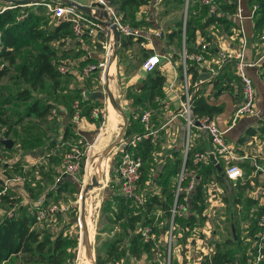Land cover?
I'll return each mask as SVG.
<instances>
[{
    "label": "trees",
    "instance_id": "trees-1",
    "mask_svg": "<svg viewBox=\"0 0 264 264\" xmlns=\"http://www.w3.org/2000/svg\"><path fill=\"white\" fill-rule=\"evenodd\" d=\"M123 21L131 25L147 26L149 25L145 14H137L140 5L152 4L155 0H110ZM64 2V1H62ZM158 4L162 5V9L158 12L159 15L167 13L169 10L178 11L163 28V38L165 43L172 44V57H179V48L181 45V0H157ZM217 10L215 13H208L206 6L199 3L198 0H190L187 7L185 26H184V45L187 51L191 50L193 43L196 40V31L199 35L208 39L210 34L207 30L208 26H213L228 34H237L235 32L236 24L231 19V13L234 10V2L232 0H216ZM248 4L255 5L252 11L253 29L256 31L255 36L258 37L259 30L264 27V0H247ZM20 11L25 12L23 17L16 20L15 15ZM220 31V30H219ZM85 38V34H81ZM79 37L72 32L71 23L62 18H54L45 12L44 7L39 4H29L25 6L15 5L12 8L3 9L0 11V61L6 59L9 63L15 62L16 57L20 59L16 63V70L13 78H16L17 87L14 90L7 89L4 92L5 86H0V126L6 125L4 134H8L11 127L19 123L26 116H33L38 119H43L51 109V103L39 99L37 96L33 97L32 90L50 88V92L54 93L60 85V77L62 75L70 74L66 71L61 73L57 69L59 63L72 62L65 61L63 58H68L72 48L61 47L58 48L52 41H55L58 46H63L64 39ZM143 37L132 39L130 36L119 35L117 57L118 54L132 41H140ZM20 47H24L23 52L19 51ZM177 48V49H176ZM18 52V53H17ZM82 50L77 49L72 51V56H77ZM17 53V55H16ZM61 56L59 59V55ZM95 62L93 57H83L78 61L77 66L80 68L87 62ZM155 67V66H154ZM154 67L145 72L144 77L140 81L138 94L127 91L125 97L131 99L132 104L141 103L147 100L151 105H154L155 97H162V84L164 80L163 74L159 70H154ZM96 69V74L99 69ZM94 69V70H95ZM178 77H181V66L178 63ZM200 68L199 64L194 60H186V72L189 74L190 80H195ZM93 71V70H92ZM10 73V68L2 64L0 66V79ZM213 84L219 82L218 77L212 80ZM23 83V84H22ZM219 85V84H218ZM70 100V113L72 115L74 107L72 103L77 99L79 106V114L88 116L89 110L92 107L86 106L82 108L86 97H82L79 87H74L68 94ZM20 101L23 103V110L18 109L7 110L8 104ZM100 103V102H98ZM143 108L135 106L133 114L127 118L126 125L122 136H130L132 134L143 132V122L139 120V115ZM219 110V106L209 103L206 97L199 92L195 98L193 111L198 113H206L212 115ZM100 112V109H99ZM137 114V115H136ZM100 115L95 118L98 123ZM258 130L263 135L264 141V122L258 127L247 128V134H253ZM75 136L72 130L66 131L62 138H66L67 134ZM60 139V138H59ZM57 143L53 138L50 145ZM58 144V143H57ZM48 148V147H47ZM69 148V147H68ZM65 148L66 150L68 149ZM125 150H130L135 154H139L142 162L147 158L150 150V140L144 137L139 140L135 146L129 147L124 144L114 150L113 169L109 172L108 190L102 199L103 204L99 216H102L105 221L114 224L115 221L121 223L119 234H111L102 238L100 245L96 247L94 264H118L119 259L133 258L134 261L143 260V264H158L157 261H152L156 258L158 251V242L155 239L154 232L164 228L169 229L171 225L172 234L174 229L181 231L180 240L187 243V234L197 224L198 215L201 213L206 203V177L203 176L200 180H196L193 187L189 191V195L184 202L185 209L180 213H171V205L175 193V182L171 181L170 175H176L180 165V157L172 162L171 167L166 164L162 172L158 173L156 178L159 184L158 192H151L144 195L142 204H136L132 199L125 197L118 190L119 175L117 172V165ZM63 154V153H62ZM191 151L189 150L185 156L184 167L193 168L191 162ZM46 160L61 166L59 159L54 156H49ZM81 166V165H80ZM199 167V166H198ZM51 172L44 170L42 173L49 176L50 173L56 175L53 179V186L44 191L42 197L36 200L40 204H45L53 198L54 195L62 193L66 189V182L62 177L65 175L60 170L50 168ZM19 173V172H18ZM140 176L138 179L142 180L144 173V163L140 166ZM63 174V175H62ZM42 175L41 176H45ZM11 176L6 175L4 177ZM190 177V172H185L182 175L180 184H186ZM195 177V176H194ZM197 178V177H196ZM216 178L221 179V171L216 170ZM63 180V181H62ZM3 178L0 176V189L3 187ZM25 181V180H24ZM183 192H178L176 200L180 201ZM31 196V194H30ZM164 196V198H162ZM18 198L10 196L8 192L0 193V203L10 202L12 205ZM153 206L159 209L161 215L158 220L163 217V220L168 219V222L161 221L158 223L154 221V214L151 213ZM262 207L260 206L259 212ZM34 208L28 209L24 205H18L17 208H12L11 214L4 213L0 216V264H16L14 259H19L21 264H74V248L78 238L75 234H69L63 230H52L50 224H45L42 227L35 226ZM258 212V213H259ZM159 214V213H158ZM156 215V214H155ZM158 216V215H157ZM159 224V226L157 225ZM256 224V220H255ZM157 225V226H156ZM143 226H148L149 237L144 239L141 229ZM256 226V225H255ZM257 230V226H256ZM97 235V234H96ZM95 235V236H96ZM180 235V234H179ZM100 240V239H99ZM97 239V241L99 242ZM165 243V241H164ZM158 246V247H157ZM165 247V244H160ZM180 251L184 252V248ZM165 251L163 248V257ZM162 257V258H163ZM183 258V257H182ZM251 259L248 264H251ZM133 262V261H132ZM130 264H134V262ZM163 260H160V264ZM182 262L185 263L184 258ZM264 262V261H262ZM260 262V263H262ZM171 264H179L176 259L171 258ZM195 264H233L232 257L224 250L218 248L215 244L211 252H205L197 256Z\"/></svg>",
    "mask_w": 264,
    "mask_h": 264
},
{
    "label": "crops",
    "instance_id": "crops-1",
    "mask_svg": "<svg viewBox=\"0 0 264 264\" xmlns=\"http://www.w3.org/2000/svg\"><path fill=\"white\" fill-rule=\"evenodd\" d=\"M75 1L89 6V11H92L94 9L92 0ZM157 3V0H155L152 4L139 6V10L136 13L145 14V18L147 19L149 25L142 26L143 36L145 37L143 38L142 43H140L139 41L132 42L139 45V48L143 51L142 58L151 52H156L160 55V61L157 65H155L154 70H159L164 76L162 84V97H155L154 102L158 103H155L154 105H151L147 100H143L141 103L135 104V106H137L138 108H143L141 112L145 109L149 111L146 137H148L150 140V150L147 154V158L144 160V162H142L144 163V171L147 170L149 172L151 170L150 168H148V166L147 169L145 167V163L148 162L149 157H151L152 159V161L149 162V165L155 161L158 166L162 165V168L160 167V170H158V168L156 169V171L158 170V173L164 169V166L166 164L168 165V167H171L172 162L175 164V160L180 157V165L177 174L170 175L171 181L175 182L176 185L177 178L182 166V149L186 140V133L182 116L175 113L179 106L177 94L175 92H171L167 88L168 82L173 80L176 85V90L178 89V59L177 57H172L171 55L173 51L172 48L174 46H172V44L165 43V40L163 38V28L168 23V21L172 19V17L177 13H174V11L176 10H169L167 13L159 15L158 11L155 10L157 7ZM240 3L241 13L243 15L241 19V39L243 41V44L238 40L237 35L233 33L228 34L227 32L223 31V29L221 30L217 28L218 26H208L207 30L210 34V38H208V40L211 43V48L209 49V53L206 57L212 62V60L216 59V54L220 47L231 46L233 48H241L242 45L243 59L253 62V64H250L246 67V73L250 76L253 82L255 91L254 102L256 107L258 108V114H242L237 116L233 120L231 119L234 107L241 100L240 84L237 76L234 73V61L232 59L226 60L221 65L214 78H212L211 76L203 79L199 83V92H201L206 97V100L209 103L219 106V110L212 114L213 119L217 126L223 130L224 138L232 144L234 152L242 156L236 161L241 168L242 174L234 178L226 176V174L224 173L226 160H224L222 156H220L216 152L212 153L215 162H213L209 158V156H207L205 159H202L197 164V166L194 167L193 171L191 170V168L187 169L184 167L183 172H190V177L194 179V183L196 180H200L203 176L206 177V205L209 201L210 206L208 205L205 211L208 209L207 213L208 211H210L211 216L204 217V228H206V226L208 225V221L211 220L212 216L216 214L217 215L215 217L217 218L220 215L224 216V221L222 222V224L228 222V228L231 236H226L222 227L219 228V230H215L218 228L211 229V231H213L215 234L219 232L221 237V239L218 240L219 242H214V246L215 244L220 243L218 244V248L220 250L226 251L232 257L233 264H248V260L251 259L250 251L251 249H253L256 240L255 220L258 215L260 206L262 207V199H260L259 201V196L264 185V173L261 170H254L251 166V160L253 159L257 164L264 168V141L263 135L260 133V131L256 130L253 134H247L246 130L247 128L251 127L256 128L262 122H264V40H261L255 36L256 31L253 29L252 5L248 4L247 0H241ZM81 11L85 12L83 10ZM157 29L162 30V35L156 36L154 34L155 30ZM83 33L85 34V38H82V35H80L78 39L66 37L64 39L63 46H58L55 41H52V43H54L58 48H72L69 57L63 58V60H69L70 62H72L71 64H73L71 65V70L68 71L70 72V74L67 73V75H62L60 77V85L59 87H57L58 89H56L54 93H51L50 96L45 100L51 103V109H53V111H51L50 109L48 114H46L44 117V136L42 137L41 143L44 144L45 147H48V153H52L53 155H55V151L58 152L60 147L67 143V140H72L73 137L79 138L78 141H89L88 143L94 142L95 139V147H97L98 144L102 142L101 140L104 138L103 135L105 134L103 133L100 141L97 142L98 136L94 137L93 135L94 131L96 130V126L98 125V123L94 121L95 118L90 117L89 113L88 116L81 115V120L78 124H75L70 113V100L68 99V94L74 87H79L80 90L83 89L85 92L82 97H86V100L82 108H86V106L90 105L96 106L95 104L100 100L98 88H96L95 85L90 88L89 85H87L88 82L85 81L84 78V80H82L79 77L80 72L76 63H78V61L83 57H93L96 59L95 62L101 60V33L100 31H97L95 35H91L86 31ZM196 36H200L198 31H196ZM128 45L122 51H125ZM77 49L82 50V52H80L77 56H72V51ZM162 55L168 56L170 62H166ZM58 57L60 59L61 56L59 55ZM119 58L120 56L117 58L116 51L115 55L112 58L110 57L109 59H107V66H109L111 62V64H113V76L110 77L107 72L106 77L110 78L109 80H111V83L115 79L116 84L120 86L121 94L124 97L125 102L123 114L125 115L127 121V118L130 115H135L133 114L135 106L132 104L129 97H125V93L127 91L135 94H138L139 92L141 93V91H139V85L141 79L144 77L145 72L142 71L139 66L135 67L134 65H132L130 60H127V56L123 57V61L119 60ZM97 68L99 69L100 67ZM100 70L101 68L99 69V73L96 74V69H93V71L91 70L88 73L89 75H86H88V78H90L91 74L100 77V79L104 83L103 87L106 83L107 88L110 89L108 87V79L104 80L105 77L103 78L105 65L101 70L102 75H100ZM217 77L219 79V82L215 86L212 80ZM104 90L106 91L105 87ZM108 105L109 104L107 103L109 118L107 119L108 124L105 128V131L108 134H112L114 131L113 129L117 128L116 123L118 121V113L117 111H112L113 108ZM66 126H68V131L72 130L76 135L72 136L66 133L67 137L62 138V135L66 131ZM108 137H110V135ZM53 138L57 141L58 144L54 143L50 145V141L53 140ZM188 142L190 147L189 150L191 151V153L194 151L211 150L212 148V144L210 142L208 134L205 130L198 127H191L188 134ZM59 143L62 144L59 145ZM52 154H50V156H53ZM35 155L37 156L38 154L33 153L32 150L27 151V157L29 160L34 161ZM93 163L94 161L91 162L90 168ZM44 165L45 172H51V167L57 171L60 170L58 164H54L53 162H50L48 160L45 161ZM96 166L97 167L95 168V170H102L101 163H98ZM218 167L220 168L219 170ZM216 170L221 171V179L216 178ZM55 176L56 175L50 173L48 177L47 175H45L39 178V184H41L42 186L46 184L47 186H45L43 192L37 198L42 197V195H44V191L47 188H51L53 186V179H55ZM62 177L69 178L71 177V175L65 174ZM147 180L148 179L145 180L144 177L142 178V180H139L140 186L143 191L145 190L144 188L148 190ZM152 180H155L156 182V178H152ZM210 180L211 182L209 183ZM18 185L14 187H17ZM158 188L159 184H157V188L154 189L155 191L153 192H157ZM27 196L28 199H26L25 201L27 202V206L29 207L31 202L34 200L32 199V197H29V195ZM86 213L88 216L89 211L87 210ZM85 219L87 220L86 215ZM85 223L86 227L88 228L87 230L92 232V236H90L92 238L93 225L88 220L85 221ZM157 225L159 226V224ZM105 229L110 230L111 226H108ZM192 229H194V227ZM156 230H159V228L157 227ZM175 234L177 233L172 234V257L173 259H176L179 264H184L181 263L182 257H179V250H177L176 248L175 239L177 238V236H175ZM158 239L159 240L156 239L158 244H165V239L162 240L161 237ZM192 239L193 237H190L189 240H187L186 238L187 243H190L191 245L195 244V241ZM229 239H231L230 243L227 242L229 241ZM81 258L82 260H84V256H81ZM130 259L131 262H134V264H143L144 262L143 260L134 261L133 258ZM196 259L197 256L195 258V262ZM125 260L126 259L123 260V258H120L118 264H123V261ZM259 264H264V262Z\"/></svg>",
    "mask_w": 264,
    "mask_h": 264
},
{
    "label": "built area",
    "instance_id": "built-area-1",
    "mask_svg": "<svg viewBox=\"0 0 264 264\" xmlns=\"http://www.w3.org/2000/svg\"><path fill=\"white\" fill-rule=\"evenodd\" d=\"M93 10L89 13L82 12L81 9L73 4H68L62 1L53 0H35L27 2L14 3L11 0L0 1V11L7 8H12L15 5L25 6L29 4H39L44 7L45 12L48 13L51 18H62L68 20L71 23L72 32L75 36L79 37L83 32H87L91 35H95L97 31L101 33L100 47H101V60L97 62H87L79 68V72L82 75L88 74L91 70L97 67H104L107 59L110 58L114 50V40L113 32L110 24H114L119 35L130 36L132 39L138 37H143V28L139 25H131L126 21L121 20L120 14L116 10L114 4L110 0H92ZM200 4L206 6V11L208 13H215L217 10L216 0H198ZM234 2V10L231 13V19L236 24L235 32H237V38L240 42L242 34L241 19L243 17L241 13V0H232ZM190 0H181V45L179 48L178 63L181 66V77L179 78L178 89L176 90V85L173 80L169 81L167 88L171 92L177 94L179 100V106L175 113L179 114L183 118V123L185 127L186 140L182 149V166L177 178V183L175 185V193L173 197V202L171 205V213H180L185 209L184 202L189 195L190 189L193 187L194 179L190 177L186 184L181 185L180 180L184 171V160L187 152L189 151L188 134L191 127H198L206 131L209 136L210 142L212 144L211 150L194 151L191 153V162L194 167L202 160L205 159L209 153L216 152L224 160H226V165L224 168V173L226 176L234 178L242 174L240 166L237 164V160L242 156L234 152L232 144L227 141L223 136V130L220 129L215 123L213 116L206 113H198L193 111V106L195 98L198 96L199 83L202 81L190 80L189 74L186 72V60L191 59L197 62L202 68L201 71L209 72V77L216 75L218 69L221 65L228 59H232L234 65V73L237 76L240 84L241 100L234 107L231 119H235L237 116L242 114H258V108L255 105V91L253 82L250 76L246 73V67L253 64L251 61H246L243 59L242 45L241 48H233L231 46L220 47L216 54V59H207V54L211 48V43L208 39L197 36L193 47L191 50L187 51L184 45V26L186 19L187 7ZM255 5H252V10ZM96 8V9H95ZM25 12L20 11L15 15V19L18 20L23 17ZM154 34L156 36L162 35L161 30H155ZM258 38L264 40V27L259 30ZM143 39L139 42L142 43ZM118 45V41H117ZM240 46V45H239ZM166 62H170V59L166 55H162ZM160 61V55L156 52H151L141 59L140 69L144 72L152 69ZM2 64L0 63V66ZM57 69L61 73L71 70V65L64 62L57 65ZM81 95H84V90H80ZM72 106L74 107L72 113V120L75 124H78L81 120V115L79 114V106L77 99H74ZM53 111V109H51ZM90 117L96 118L100 115L98 106H92L89 111ZM139 120L144 124V131L141 133L132 134L130 136L121 137L119 146L128 145L133 147L136 143L147 135V122L149 119V111L147 109L143 110L138 116ZM264 117V116H263ZM82 144V145H81ZM90 143L87 141H78L69 146L62 154V165L61 170L64 174L72 175L75 173L79 166L81 155L87 152ZM142 164V159L139 154H135L130 150H125L121 156V159L117 165V172L119 175L118 190L125 197L130 198L136 204H142L143 197L138 191V179L140 176V166ZM251 166L254 170H261L264 173V168L257 164L253 159L251 160ZM25 180V176L22 173H15L8 177H3V187L0 189V193L4 192L6 186H16ZM178 192H183L180 201L176 200ZM262 199V209L256 217V240L253 246V252L251 255V264H259L264 261V185L262 192L260 194ZM31 208H34V218L36 222H44L45 224H52L55 221L56 213L61 212V206L53 200L48 201L45 204H40V201L36 200L31 202ZM6 214H11V210ZM149 227L143 226L141 229L143 238L146 239L148 235ZM171 225L167 230V238H165V262L161 264H171V247H173L172 241ZM108 264V263H107Z\"/></svg>",
    "mask_w": 264,
    "mask_h": 264
},
{
    "label": "rangeland",
    "instance_id": "rangeland-1",
    "mask_svg": "<svg viewBox=\"0 0 264 264\" xmlns=\"http://www.w3.org/2000/svg\"><path fill=\"white\" fill-rule=\"evenodd\" d=\"M161 9H162V5L160 3L159 4L157 3V7L155 10L159 12ZM174 13H177L176 15H178V11H174ZM52 20H54V18H52ZM24 50H25L24 47L19 48V51L21 52H23ZM119 56H120L119 60H122V61H123V57L127 56V60H130L131 64L137 67L140 65V62L143 56V51L139 48V45L132 42L128 45L125 51H122L119 53L118 57ZM19 59H20L19 57H16L15 62L13 63H9L6 59H2L0 61L1 64H5L10 68V73L4 75L0 79V86L1 85L5 86L4 92L7 89L14 90V88L18 86L16 82L17 79L13 78V76L16 70V63L18 62ZM104 65H105V72H106L107 62H105ZM100 68L102 70V67ZM101 70H100V75H102ZM88 75L80 74L79 77L82 80L85 79V81L88 82L87 85H89L90 88L93 87V85H95L96 88H98V92L100 94V100H99L100 103L95 104L100 109V118L98 120V125L96 126V130L94 131L93 135L94 137L98 136L97 142H99L103 133L105 134L103 135L104 138L101 140L102 142H100L97 147H95L96 145L95 139H94V142L90 143V146L87 152L86 153L84 152L83 155H81V160H80L81 166H79L78 170L75 173H73L71 177L63 179L67 183L65 191L58 194L57 196L54 195L53 198L49 199V200H53L57 202L59 206H61V213L60 212L56 213L55 221L52 224H50L51 226L50 228L52 230H63L64 232H67L69 234H75L78 238V249H79L80 244H81L80 238L82 236V231H81L82 223H81L79 211H80V202H82L84 213L87 217V220L93 225L92 226L93 237L92 238L90 237L92 236L91 231L87 230V233L89 236L88 240L91 243L93 254L95 257L96 247L100 245L99 243L101 242V240H103L102 238H104L105 236H110L111 234L118 233L120 230V226H121V223L118 221H115L114 224L105 221L102 216H99V213L101 210V205L103 204L102 199H104V195L107 192L106 190H108L107 184H108L109 176H110L109 172L114 168L113 167V163H114L113 153H114V150L117 147H119V143H117V145L111 148L110 151L107 152L105 155H101V153H102V150L112 140L116 139L117 137V134L120 130V126L122 124V118L119 113H122V114L124 113L125 102H124V97L121 94L120 86L116 84L115 79L111 83V80H109L110 78L105 77L106 79H108L107 80L108 87L110 88L109 90L113 94L112 97L114 99V102L116 105L115 108L117 110L113 108V105L111 104L110 100L107 98L106 91L104 90V87H103L104 83L102 82L100 77H97L96 75L91 74L90 78H88ZM51 93L52 92H50V88H46V90L45 89H35L31 91V94L33 97L37 96L39 99L41 98L42 100H46V98H48ZM19 102L20 101L14 102L13 104H8L7 110L10 112L16 109L22 111L23 103H19ZM107 103L110 105V107L113 108L114 111H118L117 112L118 121L116 123L117 128L113 129L114 131L112 134L110 133L108 134L105 131V128L108 124L107 119H108V114H109L107 110ZM248 115H251V114H248ZM44 121H45V118L38 119L31 115L26 116L19 123L12 126L8 134H4L6 125L0 126V138L5 136L12 140V144L10 147H5L0 141V176L3 178L6 175H9V174L13 175L18 172L24 174L25 176V181L20 183L17 187H12V186L5 187V192H8L10 196H14L18 198V201L16 200L12 205L10 204V202L0 203V216L12 210V208H17V206L21 204L24 205L28 209L27 202L25 201L26 199H28L27 195H29V197H32V199L36 201L37 197L40 196L41 193L43 192L45 186H47L46 184L44 186L39 184V178L41 177V174H43L42 171L45 170L44 163L46 161V158L49 157L50 154H52V153H48L47 147H45L44 144L41 143L42 137L44 136V132H43ZM109 135L110 137H108ZM78 140L79 138H76V137H73L72 140L71 139L67 140L66 141L67 143L61 146L58 152L55 151V155L52 154L54 158L59 159V162L61 164L60 166L61 170L63 168L62 153L66 150L65 149L66 147L68 148L71 144L76 143ZM60 144L62 143H59V145ZM29 150H32L33 153L38 154L37 156L35 155L34 161L29 160L27 157V151ZM92 161H94V163L92 164L91 168H89V165H91ZM151 161L152 159L151 157H149L148 162L145 163L146 169L148 166V168H150L151 170L149 172L145 170L143 173L144 179L145 180L148 179L147 180L148 190L144 188L145 190L143 191L140 186V182H139L138 191L142 197H144V195L146 194L148 195L149 193L155 191L154 189L157 188V183L155 182V180L153 181L152 178L158 177V170L162 168V165L158 166L157 163H155L156 161L152 162L149 165V162ZM98 163H101L102 172H103L102 178L99 184L97 185V187H92V186L89 187L90 184L86 187L85 185L87 182L90 183L92 174L95 171L96 165ZM157 168L158 170L156 171ZM162 171L163 170H161V172ZM210 182L211 180L209 181V183ZM158 189H157V192H158ZM162 198H164V196H162ZM260 199L261 198L259 196V201ZM209 204H210L209 201L207 202V205L205 203V207L202 210V214L204 212L205 217L211 216L210 211H208L207 213L208 209L205 211V209L207 208ZM29 208H31V206H29ZM155 208L157 207L153 206L151 213L154 214V221H157L158 223H160L163 220V217H161L158 220V217L161 215V213L159 209H155ZM89 209H91V211ZM87 210L89 211L88 216L86 213ZM216 215L212 216L211 220L208 221V225L206 226V228H204L205 218L204 217L202 218L201 213L198 215L197 224L194 226V229H191L189 233L187 234L188 236L187 240H189L190 237H193L192 240L195 241V244L193 245H191L190 243H187L184 245V243L181 242L180 240L181 231H179L178 229H174L175 233L178 234V235L175 234V236H177V238L175 239L176 248L177 250H179V257L180 258L183 257L185 259L184 260L185 263H188V264L195 263L196 256H199V254L201 253L211 252V250L214 247V242L215 241L219 242L218 240L221 239L220 233L218 232L216 233L217 234L216 235L213 231H211L212 228H218L215 230H219V228L222 227L224 229L226 236H231L229 228H228V222L223 223L224 225L222 224V222L224 221V216L220 215L217 218L215 217ZM163 221H166L167 223L168 219L166 218V220H163ZM35 226L42 227V226H45V223L36 222ZM108 226H111L110 230L105 229ZM255 232H257V230ZM154 236H155V239L157 240H159L158 238L160 237L162 238V240H164L165 238H167V230H165L164 228H161L157 230V233L156 231L154 232ZM97 239L98 240L100 239L99 242L97 241ZM230 241L231 239H229V241L227 242L230 243ZM160 244L162 243L158 244L159 247L157 246L158 251L156 253V258L152 259V261H149V262L157 261L158 264H160L161 259L165 262L166 260L165 250L166 249L163 246L161 247ZM76 246H77V242H76ZM163 248L165 251L164 257H163ZM181 248H184L183 256H182V252L180 251ZM251 251L253 252V249H251ZM251 251H250L251 253L250 255H252ZM81 256H84V260H82V263H81V264H84L86 262V251H85L84 246H82L81 248ZM171 258H173L172 253H171ZM13 260H15L16 264H21L18 258L17 259L13 258ZM130 262H131V259L130 260L126 259L125 261H123V264H130ZM181 263L183 262L181 261Z\"/></svg>",
    "mask_w": 264,
    "mask_h": 264
},
{
    "label": "water",
    "instance_id": "water-1",
    "mask_svg": "<svg viewBox=\"0 0 264 264\" xmlns=\"http://www.w3.org/2000/svg\"><path fill=\"white\" fill-rule=\"evenodd\" d=\"M12 2H14V3H19V2H27V1H35V0H11ZM64 2H66V3H68V4H73V5H75L76 7H78L79 9H81V10H83V11H85V12H89V6H87V5H84V4H82V3H80V2H77V1H75V0H64ZM110 27H111V29H112V32H113V40H114V43H113V46H114V50H113V52H112V54H111V58L115 55V52H116V50H117V47H118V45H117V41H118V38H119V33H118V31H117V29L115 28V26H114V24H110ZM104 77H106V72L104 71V73H103V78ZM209 77V72H207V71H201V72H199L198 73V75H197V77H196V80L197 81H200V80H203V79H205V78H208ZM106 79V78H105ZM105 89H106V91H107V97H108V99L110 100V102H111V104L113 105V108L115 109V110H117L116 108H115V102H114V99H113V97H112V94H111V92L109 91V89L107 88V85H106V83H105ZM195 103V102H194ZM118 112V111H117ZM120 115H121V117H122V124H121V126H120V130H119V132H118V134H117V137H116V139H114V140H112L103 150H102V153H107V152H109L110 151V149L111 148H113L115 145H117V143L120 141V139H121V137H122V134H123V131H124V128H125V124H126V117H125V115L124 114H122V113H119ZM0 141H1V143L5 146V147H10L11 146V144H12V140L11 139H9L8 137H5V136H3V137H1L0 138ZM209 158L213 161V162H215V160H214V157H213V154L212 153H209ZM220 168L218 167V170H219ZM94 184H96V183H93L92 185H94ZM89 187H91V185L89 186ZM79 215L80 216H83V210H82V208H81V210L79 211ZM83 231L86 233V230L84 229V225H83ZM85 251H86V253H89L91 256H92V259H91V263L90 264H94V260H95V258H94V254H93V250H92V246H91V243L87 240V241H85ZM77 261H78V242H77V246H76V248H75V250H74V264H76L77 263Z\"/></svg>",
    "mask_w": 264,
    "mask_h": 264
},
{
    "label": "bare ground",
    "instance_id": "bare-ground-1",
    "mask_svg": "<svg viewBox=\"0 0 264 264\" xmlns=\"http://www.w3.org/2000/svg\"><path fill=\"white\" fill-rule=\"evenodd\" d=\"M111 65V64H110ZM107 66V68H106V76H107V72H108V74H109V76L111 77V76H113V65H111V66ZM110 67V68H109ZM111 110H112V108H111ZM112 111H114V110H112ZM114 113V112H113ZM116 114V113H115ZM109 118V117H108ZM108 121V120H107ZM101 155H105V153H101ZM87 163V162H86ZM100 165V164H99ZM97 167V166H96ZM89 168H90V165H89ZM102 174H103V172H102V170H95L94 172H93V174H92V177H91V181H90V183L89 182H87L86 183V187L90 184L92 187H97V185L99 184V182H100V180H101V178H102ZM93 183H96V184H94V185H92ZM81 208H82V210H83V216H80V218H81V223H82V236H81V238H80V242H81V244H80V247H79V249H78V261H77V263L76 264H81L82 263V258H81V248H82V246H84V248H85V241H87L88 240V233H87V227H86V223H85V213H84V208H83V204H82V202H80V210H81ZM91 210V209H90ZM89 218V217H88ZM87 221V220H86ZM83 225H84V229L86 230V233L83 231ZM88 226V225H87ZM89 241V240H88ZM91 259H92V256L89 254V253H86V262L84 263V264H90L91 263Z\"/></svg>",
    "mask_w": 264,
    "mask_h": 264
}]
</instances>
